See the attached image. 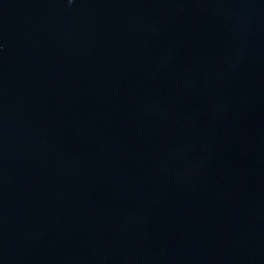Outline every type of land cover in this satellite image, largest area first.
I'll return each mask as SVG.
<instances>
[{
    "label": "water",
    "instance_id": "1",
    "mask_svg": "<svg viewBox=\"0 0 264 264\" xmlns=\"http://www.w3.org/2000/svg\"><path fill=\"white\" fill-rule=\"evenodd\" d=\"M0 264H264V0H0Z\"/></svg>",
    "mask_w": 264,
    "mask_h": 264
}]
</instances>
